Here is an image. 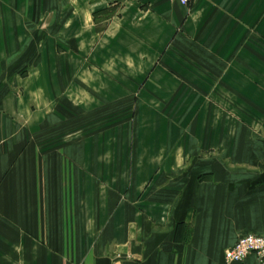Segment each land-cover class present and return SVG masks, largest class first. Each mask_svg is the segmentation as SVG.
I'll use <instances>...</instances> for the list:
<instances>
[{"label": "crops", "instance_id": "1", "mask_svg": "<svg viewBox=\"0 0 264 264\" xmlns=\"http://www.w3.org/2000/svg\"><path fill=\"white\" fill-rule=\"evenodd\" d=\"M250 234L264 0H0V264H225Z\"/></svg>", "mask_w": 264, "mask_h": 264}, {"label": "built area", "instance_id": "2", "mask_svg": "<svg viewBox=\"0 0 264 264\" xmlns=\"http://www.w3.org/2000/svg\"><path fill=\"white\" fill-rule=\"evenodd\" d=\"M189 7L195 0H169ZM256 257L260 264H264V236L247 235L242 237L237 244L226 252L225 264H244L249 258Z\"/></svg>", "mask_w": 264, "mask_h": 264}]
</instances>
